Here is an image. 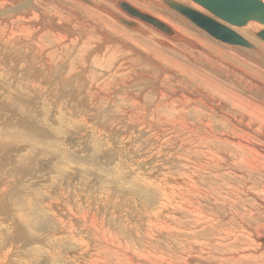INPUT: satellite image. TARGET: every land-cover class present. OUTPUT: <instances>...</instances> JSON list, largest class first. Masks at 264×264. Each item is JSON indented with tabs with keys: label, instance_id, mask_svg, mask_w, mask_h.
Wrapping results in <instances>:
<instances>
[{
	"label": "rangeland",
	"instance_id": "obj_1",
	"mask_svg": "<svg viewBox=\"0 0 264 264\" xmlns=\"http://www.w3.org/2000/svg\"><path fill=\"white\" fill-rule=\"evenodd\" d=\"M97 1L34 0L48 27L0 0V264H264V25L231 26L251 49L156 0L127 1L170 33Z\"/></svg>",
	"mask_w": 264,
	"mask_h": 264
},
{
	"label": "water",
	"instance_id": "obj_2",
	"mask_svg": "<svg viewBox=\"0 0 264 264\" xmlns=\"http://www.w3.org/2000/svg\"><path fill=\"white\" fill-rule=\"evenodd\" d=\"M89 2V0H83ZM171 9L188 18L193 24L205 30L214 38L232 45H239L251 49L255 46L245 37L240 35L230 26H243L254 21L264 25V1L263 0H192L203 7L211 15L206 14L190 5L176 0H163ZM122 8L133 17L151 24L164 32L172 30L150 14L121 3ZM118 21L132 26L133 23L118 17ZM264 40V29L257 33ZM264 243V237L261 239Z\"/></svg>",
	"mask_w": 264,
	"mask_h": 264
},
{
	"label": "bare ground",
	"instance_id": "obj_3",
	"mask_svg": "<svg viewBox=\"0 0 264 264\" xmlns=\"http://www.w3.org/2000/svg\"><path fill=\"white\" fill-rule=\"evenodd\" d=\"M11 1V0H10ZM17 1V2H16ZM38 1V0H37ZM115 1V3H116V5H118V7L119 8H121V9H123L122 8V6H121V3H123V2H125V3H127L128 5H130V6H132V7H134V8H136L135 6H133L130 2H128L127 0H114ZM157 1V3L159 2L160 4H166L163 0H156ZM264 1V0H263ZM14 2H16L15 4H17L18 3V5H16L15 6V4L13 5V7H9V8H11V9H9V10H7L6 12H5V14H9V15H12V14H15L16 16H17V18L19 19H26V18H29L30 16L32 17V15H35L37 12L39 13V16H40V18L42 19V20H44L43 21V23H44V25L45 26H48L49 27V24L51 23V19L50 20H48L49 19V16L50 15H48V12H47V9L45 8V7H43V6H41V5H37L36 3H34V0H14ZM36 2V1H35ZM99 2L100 1H97V0H89V4H90V6H94V7H96V6H98L99 5ZM180 2V1H179ZM39 3V2H38ZM50 3V2H49ZM101 3V2H100ZM133 3V2H132ZM41 4V3H40ZM48 4V3H47ZM10 5V4H9ZM12 6V5H11ZM49 6V5H48ZM170 8V7H169ZM101 9L103 10V12L105 13V14H107V15H110L111 17H113V18H115V20L117 19V21H118V17H120V18H122V19H124V20H126V21H129V22H132L133 23V25L132 26H130V27H132V28H135L137 31H139V32H141V33H145L147 30H146V27H143L142 26V23L140 22L141 20L139 19V18H136V17H134V19H130V18H128V17H126V16H124V15H117V14H115V12L113 11V10H111V9H106V8H102L101 7ZM136 9H138V8H136ZM171 9V8H170ZM3 10V9H2ZM114 10H115V8H114ZM139 10V9H138ZM173 10V9H172ZM198 10H200V11H202L201 9H198ZM123 11H125L124 9H123ZM139 11H141V10H139ZM175 11V10H174ZM50 12V11H49ZM74 12V14H76V15H79L78 17H80V14L78 13V12H76V11H73ZM127 14H128V16H131L127 11H125ZM141 12H143V11H141ZM202 12H204V11H202ZM4 13V12H3ZM37 13V14H38ZM143 13H147V12H143ZM206 14H209V13H207V12H205ZM4 14V15H5ZM36 14V15H37ZM123 14V13H122ZM147 14H149V13H147ZM35 15V16H36ZM151 16H152V14H150ZM210 15V14H209ZM91 16V15H90ZM1 17V16H0ZM22 17V18H21ZM38 17V16H37ZM37 17H35V18H37ZM84 17V16H83ZM88 17V16H87ZM153 17H155L156 19H158V20H160V21H162L163 23H165L168 27H169V29L170 30H172L173 29V25L172 26H170L171 24H169V23H171V22H169L168 23V21H167V19L165 20L163 17H161V16H159V17H157V16H154V14H153ZM93 18V17H92ZM103 18H105V17H103ZM16 19V18H15ZM33 19V18H32ZM78 20V22H80L79 21V19H77ZM140 20V21H139ZM30 21V20H29ZM83 21V20H82ZM56 22V21H55ZM85 22V21H84ZM88 22V21H87ZM119 22V21H118ZM143 22V21H142ZM34 23V22H33ZM120 23V22H119ZM32 24V23H31ZM55 24V23H54ZM121 24H123V23H121ZM174 24V23H173ZM35 25H37V24H35ZM89 25V24H88ZM97 25V24H96ZM125 25V24H124ZM148 25V24H147ZM151 25V24H150ZM99 26V25H98ZM125 26H127V25H125ZM151 26H153V25H151ZM55 27V25L53 26V28ZM92 27V26H91ZM155 26H153V28H154ZM176 27V26H175ZM231 27V26H230ZM62 28V27H61ZM101 28V27H100ZM156 29H158L157 27H155ZM72 29V28H71ZM254 29V28H253ZM18 31H20V30H18ZM17 31V32H18ZM98 31H99V29H98ZM150 31V30H149ZM162 31V30H161ZM176 35L174 36L175 38H174V40H184V36L179 32V30H177L176 29ZM261 31V30H260ZM81 33V32H80ZM108 33H110V32H108ZM151 33V32H150ZM166 33H170V32H166ZM152 34V33H151ZM150 34V35H151ZM155 34V33H154ZM82 35V34H81ZM102 35V34H101ZM104 35V34H103ZM106 35V34H105ZM169 35V34H168ZM107 36V35H106ZM146 36H147V34H146ZM156 36V35H155ZM154 36V37H155ZM143 37H145V36H143ZM104 38H105V36H104ZM157 39H159L160 40V42L161 43H163V44H165V45H170V42L169 41H167V39L165 40V38L163 39V38H159V36H158V38ZM94 42V41H93ZM156 43H158V42H156ZM188 43V42H187ZM186 43V44H187ZM175 44V43H174ZM190 46H192V47H194L193 45H192V43H188ZM194 44V43H193ZM159 45V44H158ZM160 46V45H159ZM162 47L164 46V45H161ZM179 47V46H178ZM166 48H169V47H166ZM174 48V47H173ZM197 48V47H196ZM202 50H203V48H202ZM260 50V49H259ZM191 51V50H190ZM119 59V58H118ZM114 70V69H113ZM206 82V81H205ZM210 82V81H209ZM186 93V92H185ZM190 94V93H189ZM228 94V93H227ZM235 94V93H234ZM222 95V94H221ZM235 96V95H234ZM236 96H238L237 94H236ZM239 97V96H238ZM240 98V97H239ZM234 99V98H233ZM244 99V98H243ZM243 103V102H242ZM234 105H236V107L238 108V107H241V104H234ZM247 106V105H246ZM249 106V105H248ZM251 106H253L252 104H251ZM236 107H234L235 109H236V113H238V115L236 116V115H232V117H234V118H236L237 119V121L238 122H240L241 124H244L243 122H242V120H244V119H242V120H240V116L241 115H244V116H246V112H243L244 110V108L242 109V110H240V108L239 109H237ZM243 107V106H242ZM256 107H257V105H256ZM249 108H251V107H249ZM258 108V107H257ZM256 108V109H257ZM252 109V108H251ZM248 111V110H247ZM262 111V110H261ZM235 112V111H234ZM251 112V111H250ZM258 112V111H257ZM256 112V113H257ZM210 113V112H209ZM249 113V112H248ZM252 114V113H251ZM226 115H230V114H226ZM243 116V117H244ZM246 117H248V116H246ZM251 117V116H250ZM249 117V118H250ZM262 117H263V114H262ZM164 118H166V117H164ZM230 118V117H229ZM248 118V119H249ZM158 119V118H157ZM232 119V118H231ZM233 120V119H232ZM264 120V119H263ZM151 121V120H150ZM209 122H207L206 123V127H208V128H212L211 126V123H210V120H208ZM245 121V120H244ZM260 122V121H259ZM264 122V121H263ZM262 123V122H261ZM249 123H247V125H248ZM258 124V123H257ZM205 125V124H204ZM247 128V127H246ZM213 130V129H212ZM211 130V131H212ZM210 131V130H209ZM217 131V130H216ZM215 133V132H214ZM217 133V132H216ZM239 133V132H238ZM256 133H257V131H256ZM225 134L224 133H221L220 134V136H224ZM209 136V135H208ZM211 136V135H210ZM213 136V135H212ZM261 136V135H260ZM239 137V136H238ZM237 137V138H238ZM241 137V136H240ZM247 137V136H246ZM206 138H208V137H206ZM217 138V137H216ZM218 138H219V136H218ZM217 138V139H218ZM252 138V137H251ZM195 139V138H194ZM209 139V138H208ZM232 139V138H231ZM249 139V138H248ZM211 140V139H210ZM241 140V139H240ZM246 140V139H245ZM253 140V139H252ZM214 141H216V140H214ZM234 141V140H233ZM224 142H226V141H224ZM229 143H230V141H228ZM204 143H206V142H204ZM221 143V142H220ZM254 143V142H253ZM198 143H196V145H197ZM234 144V143H233ZM254 144H256V143H254ZM195 145V146H196ZM209 145V144H208ZM202 146V145H201ZM236 146V145H235ZM245 146H246V144H245ZM200 147V146H199ZM227 147V146H226ZM232 148H233V146H231ZM237 148H238V145H237ZM249 148H252V147H249ZM257 148V147H256ZM203 149V148H202ZM211 149H213V147L211 148ZM217 149V148H216ZM236 149V148H235ZM253 149V148H252ZM255 150V149H254ZM219 151V150H218ZM237 151V150H236ZM236 151H235V153H236ZM256 152L255 153H257V149L255 150ZM215 152H216V150H215ZM219 152H221V150L219 151ZM227 152V151H226ZM230 153V152H229ZM238 153V152H237ZM200 155V154H199ZM215 155V154H214ZM223 155L225 156V158H226V160L227 161H232L231 160V155L230 154H227V153H224L223 152ZM238 155H239V153H238ZM238 155H236V156H238ZM258 155V154H257ZM264 155V154H263ZM207 156V155H206ZM233 156V155H232ZM223 157V156H222ZM222 157H220V158H222ZM233 157H235V156H233ZM240 157V156H239ZM218 158V157H217ZM224 158V157H223ZM236 158V157H235ZM241 158V157H240ZM239 158V159H240ZM260 158V157H259ZM262 159V158H261ZM260 159V160H261ZM212 160V159H211ZM237 160H238V157H237ZM245 160H246V158H245ZM264 160V159H263ZM218 161H220V162H225V160H221V159H218ZM251 161V160H250ZM235 162V161H234ZM237 162V161H236ZM258 162V161H257ZM256 162V163H257ZM264 162V161H263ZM259 163V162H258ZM223 164V163H222ZM254 164V163H253ZM261 164V163H260ZM202 165V164H201ZM219 165V164H218ZM256 165V164H255ZM199 166V165H198ZM226 166V165H225ZM229 166V165H228ZM183 167V166H182ZM227 167V166H226ZM225 167V168H226ZM230 167V166H229ZM233 167H234V165H233ZM236 167V166H235ZM234 167V168H235ZM206 168V167H205ZM216 168V167H215ZM231 168V167H230ZM210 170V169H209ZM219 170V169H218ZM235 170V169H234ZM260 170V169H259ZM211 171V170H210ZM264 171V170H263ZM195 173H197V172H195ZM206 173V172H205ZM239 173V172H238ZM200 174V173H199ZM215 174V173H214ZM219 174V173H218ZM231 174V173H230ZM232 174H233V172H232ZM245 174V173H244ZM220 175V174H219ZM191 176H193V175H191ZM199 176V175H198ZM208 177V176H207ZM186 178V177H185ZM195 178V177H194ZM214 179V178H213ZM185 180V179H184ZM196 180V179H195ZM200 180V179H199ZM201 180H202V177H201ZM200 180V181H201ZM204 180V179H203ZM208 180V179H207ZM207 180H205V181H207ZM192 183H195V182H192ZM182 185V184H181ZM183 186V185H182ZM181 186V187H182ZM165 187V186H164ZM214 188V187H213ZM169 190V189H168ZM156 191V190H155ZM261 191H262V189H261ZM172 192H174V191H172ZM198 192V191H197ZM209 192V191H208ZM216 192V191H215ZM169 193V192H168ZM177 193V192H176ZM200 193V192H199ZM167 194V193H166ZM196 194V193H195ZM203 194V193H202ZM177 195V194H176ZM197 195V194H196ZM170 196H172V195H170ZM180 196V195H179ZM203 196V195H202ZM175 197V196H174ZM166 198V197H165ZM187 198V197H186ZM204 198H205V196H204ZM176 199V198H175ZM188 199H190L189 197H188ZM212 199V198H211ZM182 199H180V201H181ZM184 200V199H183ZM166 200L164 199V204H166V202H165ZM189 201V200H188ZM182 202V201H181ZM185 202V201H184ZM222 202V201H221ZM202 203V202H201ZM218 203V202H217ZM181 204V203H180ZM185 204V203H184ZM179 205V204H178ZM164 206V205H163ZM182 206H184L185 207V205H182ZM196 206V205H195ZM202 207H203V205H202ZM177 208V207H176ZM186 209L188 208V206H186L185 207ZM194 208H196V207H194ZM213 208V207H212ZM197 209V208H196ZM200 210H203V209H201V208H199ZM204 209H205V207H204ZM183 210V209H182ZM188 210V209H187ZM198 210V209H197ZM206 210V209H205ZM214 210V209H213ZM230 210V209H229ZM196 211V210H195ZM178 212V211H177ZM183 212V211H182ZM186 212V211H185ZM188 212V211H187ZM190 212V211H189ZM181 214V213H180ZM193 214V213H192ZM197 215H199L198 213H196ZM204 214V213H203ZM206 214V213H205ZM211 214H212V216L210 215V217L211 218H213V220H211V224H212V226H210V228H212L211 230H215V228L216 227H214L215 226V222H216V226H217V222L219 221L218 219H220V217H218V215L217 214H215V213H213V212H211ZM188 215H191V213L190 214H188ZM194 215V214H193ZM207 215V214H206ZM187 217V216H186ZM190 217V216H189ZM189 217H187V218H189ZM215 218V219H214ZM195 219V218H194ZM206 219V218H205ZM216 220V221H215ZM196 223V222H195ZM205 223V222H204ZM210 223V222H209ZM208 223V224H209ZM163 224V223H162ZM207 224V225H208ZM205 226V225H204ZM202 227H203V225H202ZM202 227H199V228H202ZM181 229H183L182 227H180ZM206 227H204V229H205ZM208 229V228H207ZM206 229V230H207ZM259 229V228H258ZM178 230H180V229H178ZM208 230H210V229H208ZM210 230V231H211ZM220 230V229H219ZM202 231H204V230H202ZM262 231V230H261ZM208 232V231H207ZM231 232V231H230ZM254 232H256V231H254ZM259 232H260V230H259ZM264 232V231H263ZM206 233V232H205ZM222 233V232H221ZM258 232H256V234H257ZM200 234V233H199ZM208 234V233H207ZM203 235V234H202ZM206 235V234H205ZM262 235V234H261ZM251 236V235H250ZM264 237V235L263 236H261V237H258V240L257 241H259L260 240V242L262 243V241H261V239ZM189 238V237H188ZM204 239V238H203ZM208 239V238H207ZM254 239V238H253ZM189 240V239H188ZM197 240V239H196ZM212 240H213V238H212ZM220 240H222L221 238L219 239V238H216V236H215V241H216V243H217V245H221L220 243H218ZM257 241H255V242H257ZM213 242H214V240H213ZM212 242V243H213ZM254 242V243H255ZM193 243H195V242H193ZM204 243V242H203ZM234 242H232V244H233ZM253 243V242H252ZM251 243V244H252ZM253 243V244H254ZM185 244V243H184ZM262 244H264V243H262ZM190 245V244H189ZM188 245V246H189ZM194 245V244H193ZM234 245V244H233ZM258 245V244H257ZM256 245V246H257ZM191 246V245H190ZM196 246V245H195ZM210 246V245H209ZM212 246H214V245H212ZM262 246V245H261ZM199 247V246H198ZM203 247V246H202ZM233 247V246H232ZM251 247V246H250ZM253 247V246H252ZM227 248V247H226ZM259 248H261V247H259ZM199 249H201V248H199ZM219 249H221V248H219ZM225 249V248H224ZM251 249V248H250ZM249 249V250H250ZM194 250V249H193ZM207 250H209V249H207ZM252 250H253V248H252ZM195 251H196V249H195ZM212 251V250H211ZM223 251V250H222ZM255 251V250H254ZM191 252V251H190ZM201 253V252H200ZM239 253V252H238ZM143 261V260H142ZM163 263V262H162Z\"/></svg>",
	"mask_w": 264,
	"mask_h": 264
}]
</instances>
